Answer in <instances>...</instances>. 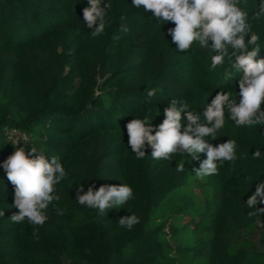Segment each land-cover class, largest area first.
Masks as SVG:
<instances>
[{"label":"trees","instance_id":"obj_1","mask_svg":"<svg viewBox=\"0 0 264 264\" xmlns=\"http://www.w3.org/2000/svg\"><path fill=\"white\" fill-rule=\"evenodd\" d=\"M259 2L240 0V6L260 37L257 58H264ZM103 3L111 5L105 31L93 37L83 20L88 0H0V264H264V229L257 241L251 237L264 213L249 216L254 210L246 205L264 180V125L237 126L226 109L224 127L211 143L236 140L238 158L203 180L194 169L206 153L199 160L187 154L154 160L148 146L145 158L137 159L128 145L127 122L148 116L158 126L173 98L203 113L188 101L198 78L191 72H206L208 89L229 92L237 103L240 74L225 80L227 57L212 69L214 53L198 43L178 51L168 32L174 24L161 25L131 0ZM151 89L154 98L147 96ZM186 126L182 113L181 131ZM15 130L20 135L14 138ZM16 146L30 155L32 147L43 151L49 161L59 157L68 173L42 226L10 219L18 208L3 162ZM256 149L259 159L252 155ZM123 183L134 197L107 215L75 200L80 186L86 192ZM132 213L139 223L121 228L119 219ZM232 228L244 236L231 239Z\"/></svg>","mask_w":264,"mask_h":264},{"label":"clouds","instance_id":"obj_2","mask_svg":"<svg viewBox=\"0 0 264 264\" xmlns=\"http://www.w3.org/2000/svg\"><path fill=\"white\" fill-rule=\"evenodd\" d=\"M88 4L83 9V20L93 37L102 35L111 5L102 4V0H88ZM131 4L136 9L150 12L161 25L172 22L174 27L168 32L178 51L186 52L198 43L202 50L214 53L211 56L212 69L224 65L227 57L229 67L223 72V77L231 80L235 74H240V100L237 103L231 93L220 90L203 113L197 114L190 110L187 102L173 98L164 109L165 118L158 126L153 125V119L148 116H135L127 122L130 149L137 159H144L147 155L145 149L150 146L154 160L171 159L175 154H187L199 160V154L206 153V158L194 169L195 176L203 180L218 174L219 165L238 158L236 140L228 139L218 145L211 143L224 127L225 110L237 126L264 125V58H257L261 49L258 45L260 37L252 30L249 13L240 6V0H131ZM257 7L255 16L259 18L264 15V0H260ZM128 30L127 25H121V31ZM249 35L250 38H247ZM147 96L154 98L155 89L148 90ZM182 113L186 114L187 120L183 131ZM208 137L211 140L206 139ZM31 153L35 155L26 153L25 147L16 146L3 162L7 180L14 186L13 206L18 208L10 219L13 223L27 219L33 225L42 226L48 219L45 210L53 201L60 199L56 186L68 173L59 157L52 156L49 161L43 151L34 147ZM252 155L259 159L260 149ZM183 170L184 164L177 162L176 171ZM133 197L132 187L123 183L105 184L98 189L90 186L86 192L80 186L75 200L80 205L96 209L103 216L110 209L126 205ZM258 203H264V180L257 183L255 191L246 201L247 208L254 210L249 211V216L264 213V208L255 207ZM65 211L57 209L60 215H64ZM0 216H4L3 210ZM137 223L139 217L132 213L121 217L118 225L131 230Z\"/></svg>","mask_w":264,"mask_h":264},{"label":"rangeland","instance_id":"obj_3","mask_svg":"<svg viewBox=\"0 0 264 264\" xmlns=\"http://www.w3.org/2000/svg\"><path fill=\"white\" fill-rule=\"evenodd\" d=\"M192 75L197 76L196 80V87H194L190 98L188 99L189 102L193 103L194 105L200 106V108H206L208 102L216 95V93L211 92L208 89V83L211 80L208 78V74L204 71L197 72V75L194 72H191ZM199 191V187H195ZM258 229L254 232L251 237L257 241L258 240V231L264 229V221L257 220ZM244 236V230L238 228L230 229V237L231 239H237L239 237Z\"/></svg>","mask_w":264,"mask_h":264},{"label":"built area","instance_id":"obj_4","mask_svg":"<svg viewBox=\"0 0 264 264\" xmlns=\"http://www.w3.org/2000/svg\"><path fill=\"white\" fill-rule=\"evenodd\" d=\"M19 135H20L19 131L15 130L14 133H13L14 138L19 136Z\"/></svg>","mask_w":264,"mask_h":264}]
</instances>
